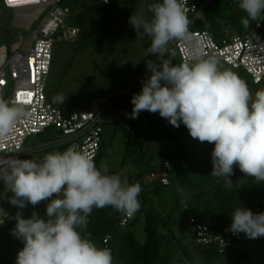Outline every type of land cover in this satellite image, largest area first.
I'll return each mask as SVG.
<instances>
[{
  "label": "clouds",
  "instance_id": "obj_1",
  "mask_svg": "<svg viewBox=\"0 0 264 264\" xmlns=\"http://www.w3.org/2000/svg\"><path fill=\"white\" fill-rule=\"evenodd\" d=\"M185 5L186 0H161L147 5L150 18H129L137 39L150 40L146 56L156 57L146 61L150 75L131 99L129 118L137 119L142 111L159 113L173 127L182 123L193 139L213 144L211 175L226 187L233 184L234 165L245 176L264 182V89L253 94L217 56L205 55L201 43L192 38ZM238 8L246 14L241 17L246 29L250 22L264 20V0H238ZM176 42L188 49V58L180 63H173ZM53 102L64 103L65 98L58 95ZM26 115L23 107L0 95V139ZM0 181V199L19 209L47 201L44 218L36 212L27 219L16 213L12 233L24 242L16 264H113L111 250L98 246L87 231L89 217L94 208L111 207L133 216L141 207L139 183L110 174L103 163L97 167L89 154L74 146L40 158L0 156ZM231 221L227 231L234 235L264 236V212L239 206Z\"/></svg>",
  "mask_w": 264,
  "mask_h": 264
},
{
  "label": "trees",
  "instance_id": "obj_2",
  "mask_svg": "<svg viewBox=\"0 0 264 264\" xmlns=\"http://www.w3.org/2000/svg\"><path fill=\"white\" fill-rule=\"evenodd\" d=\"M132 1L135 0H116L110 5H105L89 0L87 4L82 1V6L90 13L97 6L112 7ZM215 1L191 29L206 30L213 35L223 33L234 25L245 32L250 30L241 23V17L246 14L238 8V4L236 6L229 1L217 13L206 16ZM188 17L191 20L189 15ZM257 22L259 21L250 22V28ZM260 22L264 23V20ZM92 24L93 19L90 20V25ZM95 38L93 35L86 43ZM15 39L14 36H8L6 43L10 44ZM237 72V75L247 82L251 91L264 88L254 84L242 71ZM136 78V75H133L124 79L118 90L133 84ZM117 94L118 92L112 95L102 107L113 101ZM144 121V127L132 123L130 126L126 125L123 131L126 149L135 151L137 155L133 160L136 166L134 172L123 175L122 179H127L129 184L141 185V207L125 225L121 224L125 215L115 209L94 208L87 226V231L92 234L91 238L98 246L111 250L113 264H264V236L249 239L244 233H239L233 238L234 247L229 248L227 252H220L219 247L214 244L198 243L196 234L189 230L191 217H195L199 223L208 224L214 231H223L231 226V215L239 206L253 213L264 212V182H257L254 178L245 176L238 165H234V175L230 177L233 184L226 187L223 180L218 182L217 178L211 175L213 144L193 139L188 129L180 125L171 132L159 131V142L152 146V122L147 115ZM114 132L117 134L119 129L116 128ZM150 146L158 151L148 157ZM105 147L104 130L101 149L95 161L97 167L104 158ZM166 162L170 164V168L165 167ZM164 170L169 172L167 185L162 182ZM109 173L112 174V171ZM163 190L170 194L171 200L166 212H162L153 199ZM2 191L3 188H0V192ZM3 202L8 216L6 224L0 227V264H16L17 255L24 247V242L12 233L16 226V213L21 212L23 218L27 219L36 212L44 218L47 201H42L36 206L29 203L24 209L11 205L6 199H3ZM141 215H144V227L137 231L135 227L142 222ZM176 227L180 228V233ZM139 233L144 235L142 241L138 238Z\"/></svg>",
  "mask_w": 264,
  "mask_h": 264
},
{
  "label": "built area",
  "instance_id": "obj_3",
  "mask_svg": "<svg viewBox=\"0 0 264 264\" xmlns=\"http://www.w3.org/2000/svg\"><path fill=\"white\" fill-rule=\"evenodd\" d=\"M6 9L14 11V26L27 30V36L18 35L8 44H0V95L24 108L27 115L16 124L14 131L0 139V156L19 159L40 158L52 151L63 152L69 147L89 154L96 161L103 140L107 115L117 98L130 93L133 84L118 91L107 106L92 111H65L52 103L48 95L53 50L57 43L76 41L81 33L63 0H1ZM105 4L103 0H93ZM116 0H108L110 5ZM214 0H186L187 15L191 17L190 32L194 41L200 42L205 55H215L229 67L242 71L254 84L264 87V23L257 22L248 32L230 34L229 30L213 35L206 30H193L192 25L200 20ZM238 4V0H233ZM181 61L188 58L187 45L176 42L172 45ZM10 96H8V91ZM48 134L52 139L31 142L36 135ZM166 168H170L168 162ZM163 184H169V172H162ZM0 188L3 182L0 181ZM53 198H56L55 195ZM0 220L6 224L8 212L0 199ZM122 214V213H120ZM124 215V214H123ZM133 216L125 215V225ZM189 230L203 245L214 244L220 252L234 247L233 238L238 234L214 231L206 223L190 218Z\"/></svg>",
  "mask_w": 264,
  "mask_h": 264
},
{
  "label": "rangeland",
  "instance_id": "obj_4",
  "mask_svg": "<svg viewBox=\"0 0 264 264\" xmlns=\"http://www.w3.org/2000/svg\"><path fill=\"white\" fill-rule=\"evenodd\" d=\"M82 1L86 4L89 2V0L62 1V5L70 9L74 21L82 29V32L76 41H65L55 45L48 82L50 101L54 103L53 98L62 95L65 102L54 104L65 111L96 110L117 91L124 79L133 75L140 76L136 89L142 87V80L150 75L146 69V61L153 59L152 55L146 56L145 54V50L150 46L149 38L138 40L135 30L129 24V18L132 14L150 18L151 13L147 11V5L161 2V0H135L112 7L97 6L90 13L83 8ZM228 1L237 6L233 0H216L206 16L217 13L227 5ZM91 19L94 23L92 25H90ZM229 31L231 35L245 33L235 25L229 27ZM28 33L27 30L14 26V11L6 9L0 0V44L6 43L8 36L17 37L21 34L27 36ZM93 35L96 38L86 43ZM172 48L176 53L174 62H177L180 60L179 53L175 47ZM222 65L238 74L228 65L224 63ZM7 91L10 96L9 90ZM252 92L255 93V91ZM149 119L152 122L151 130L154 134L151 141L152 146L159 142L157 137L159 131L171 132L177 129L170 125L166 119L160 117L159 113L154 116L149 115ZM181 125L184 126L182 123ZM137 126L140 127V124ZM117 127L119 132L116 134L114 124L105 126L106 147L101 163L106 165L112 174H117L122 179L123 175L134 172L136 166L133 160L137 153L126 149L123 137L125 126L118 124ZM52 138L48 134L34 136L30 138V143H40L41 139L50 140ZM152 146L149 148L148 157L158 151L154 150ZM160 193L153 199L156 202L155 205L159 206L162 212H166L169 209V203H171L170 194L164 190ZM140 217L142 222L140 221L136 225L137 231H141L144 227V215ZM176 228L180 233V228ZM138 238L142 241L143 233H139Z\"/></svg>",
  "mask_w": 264,
  "mask_h": 264
},
{
  "label": "crops",
  "instance_id": "obj_5",
  "mask_svg": "<svg viewBox=\"0 0 264 264\" xmlns=\"http://www.w3.org/2000/svg\"><path fill=\"white\" fill-rule=\"evenodd\" d=\"M156 59V57H154L152 60H155ZM180 62H182L181 61V59L180 60H178L177 62H174L173 61V63H180ZM147 69V68H146ZM145 69V70H146ZM139 80H140V76L139 77H137L136 79H135V82H134V85H133V87L131 88V93H129L128 95H126V96H123V97H119V98H117L116 99V101L114 102V105L111 107V109L109 110V113H108V115H109V118H107L108 119V125H109V123H112V124H114L115 125V128H114V130L116 129V128H118L117 127V125L118 124H121L122 126H130L132 123H136V125H139L140 124V127H144V118H145V115H147L148 117H149V115H151V116H154V114H156V113H150V112H148V111H142L140 114H139V117L137 118V119H131V118H129V116H130V113H131V111H132V107H133V105L131 104V99H132V97H133V95L134 94H137V93H139L140 91H141V89H142V87H140V88H138V89H136V87L138 86V82H139ZM137 85V86H136ZM119 90L117 89V91L116 92H118ZM116 92H114L112 95H114ZM111 95V96H112ZM110 96V97H111ZM110 97H108L106 100H105V102L110 98ZM105 102H103L101 105H99L98 107H97V109L98 108H100V107H102V105L105 103ZM112 102V101H111ZM110 102V103H111ZM109 103V104H110ZM107 106V105H106ZM156 116V115H155ZM155 118V117H154ZM117 122H119V123H117ZM124 137V136H123Z\"/></svg>",
  "mask_w": 264,
  "mask_h": 264
}]
</instances>
